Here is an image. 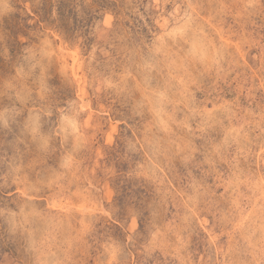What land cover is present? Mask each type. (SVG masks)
Masks as SVG:
<instances>
[{
    "label": "rangeland",
    "instance_id": "1",
    "mask_svg": "<svg viewBox=\"0 0 264 264\" xmlns=\"http://www.w3.org/2000/svg\"><path fill=\"white\" fill-rule=\"evenodd\" d=\"M0 264H264V0H0Z\"/></svg>",
    "mask_w": 264,
    "mask_h": 264
},
{
    "label": "snow or ice",
    "instance_id": "2",
    "mask_svg": "<svg viewBox=\"0 0 264 264\" xmlns=\"http://www.w3.org/2000/svg\"><path fill=\"white\" fill-rule=\"evenodd\" d=\"M41 142H42V147H46V145H47V140H46V138L41 137Z\"/></svg>",
    "mask_w": 264,
    "mask_h": 264
}]
</instances>
